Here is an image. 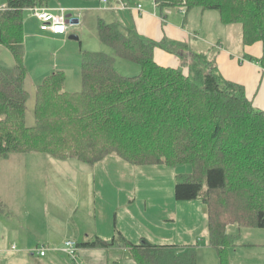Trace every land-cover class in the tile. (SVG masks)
<instances>
[{"label": "trees", "instance_id": "trees-1", "mask_svg": "<svg viewBox=\"0 0 264 264\" xmlns=\"http://www.w3.org/2000/svg\"><path fill=\"white\" fill-rule=\"evenodd\" d=\"M53 1L6 0L0 10V45L14 60L12 68L0 66V166L11 156L31 154L87 165L110 156L136 167L190 165V173L177 177L175 200L202 202L207 244L221 264H229L227 253L235 252L241 230H264V112L242 86L221 76L216 58L208 57L211 48H192L194 39L154 41L120 20L98 19L99 41L114 57L81 51L76 93L65 90L62 73L45 78L35 91L34 126L27 127L23 12ZM153 2L163 21L173 10L185 17L197 8L216 11L222 24L240 26L243 46L264 44V0ZM157 50L176 57L178 66L157 63ZM115 58L139 66L140 73L120 75ZM83 245L127 247L135 264H196L194 247L180 254L175 245L134 244L120 233Z\"/></svg>", "mask_w": 264, "mask_h": 264}, {"label": "rangeland", "instance_id": "rangeland-1", "mask_svg": "<svg viewBox=\"0 0 264 264\" xmlns=\"http://www.w3.org/2000/svg\"><path fill=\"white\" fill-rule=\"evenodd\" d=\"M137 2L142 8L153 5V0H137ZM5 4L6 0H0V10ZM50 6L61 7L66 11L78 10L75 16L80 15L78 17L80 21L79 25L70 28L71 34L66 38L65 43L50 42L43 37H29L30 32L39 30V23L34 18L32 10L27 9L23 12L24 35L25 38L28 36L25 44L26 55H24L27 71L25 79V90L28 95L25 118L27 127L34 126L35 91L45 78L54 73H62L65 90L76 93L81 89V51L102 52L114 57L112 50L99 41L97 34L98 19L110 22L115 18V14L106 9L107 6L101 5L98 0L89 2L57 0L51 2ZM172 13L167 16V22L172 23V19L176 16L181 20L185 18L177 10H173ZM200 13L201 10L197 8L187 15V24L188 21L189 24L191 22L200 31L199 41L195 40L191 47L201 52L211 48L208 57L215 59L217 48L201 43V35L209 31L213 24L211 22L207 24L206 14L201 21ZM205 13H210V17L218 16L216 11H205ZM67 14L69 12L65 15ZM222 29L225 32L222 46L231 52L239 53L242 44L240 26H222ZM71 36L77 37V40H71ZM158 61L156 59L157 63ZM0 66L5 68L14 66L12 56L3 46H0ZM114 69L125 77L137 76L140 73L139 66L118 58H115ZM15 157L16 159L4 162L0 166V195L3 197V202L6 201L0 211L2 214L8 211L12 220L22 216L21 206L25 203L22 200L23 193L20 187H22L21 182L28 179L22 174L27 171L33 173L47 171L46 179L33 178L36 189L33 195L44 206L45 215L49 220L47 230L50 231L46 241L50 244V248H47L55 249L57 252L50 254L51 256L59 257L71 264L70 259L62 252L64 243L68 240H76V243L81 244L86 234H98L110 241L112 237L108 235L109 228L111 231L114 230L112 232L114 235L115 216H117L121 227L124 217L127 221L132 219L130 225L140 228L151 244L160 245L163 243L159 242L173 241L181 245L183 242L193 240L196 264H221L216 252L207 245L205 206L199 199L184 202L175 200L174 186L177 177L190 173L192 170L190 165L136 167L115 156L91 166L77 160H57L50 156L45 161V156L40 154ZM42 181L46 183L43 185ZM23 189L29 192L26 186ZM41 196L42 199L39 198ZM126 210L131 212L128 217L124 216ZM157 220H162L163 226L160 229ZM161 235H164L163 241L160 239ZM52 239L62 243L52 244ZM46 259H38L34 256L31 261L45 262ZM131 260V253L116 252V250L93 252L84 259V262L78 255L80 264H127ZM263 260L264 230H241L235 252L229 250L227 253V262L263 264Z\"/></svg>", "mask_w": 264, "mask_h": 264}, {"label": "crops", "instance_id": "crops-1", "mask_svg": "<svg viewBox=\"0 0 264 264\" xmlns=\"http://www.w3.org/2000/svg\"><path fill=\"white\" fill-rule=\"evenodd\" d=\"M130 5H133L134 8L131 10H122L119 9L118 5L115 2H111L106 9L112 11L115 14L114 15L115 18L110 22H113L115 20H120L125 26L134 28L138 34L147 37L149 39H152L154 41H160L163 38L176 42H184V43L190 42L191 39L198 40L200 31L191 22H190L191 25L189 24V21L187 24V16L183 20L179 19L176 16L174 17V19H172L171 21L172 23H170L167 22L166 19L169 14L171 15L173 13L172 12L167 13L166 18L163 21L162 19L163 14L160 13V11L156 8L154 2L151 7H146V8H142V5L139 2H137V0L133 1ZM137 5L141 6L140 10H137L135 8ZM4 7L5 5L2 7V9ZM55 7L56 6L53 7L49 6L50 9H53ZM76 12H78V10H69V14H67V18L77 20L78 17H80V15L78 16L77 14L75 16ZM204 14H206L205 18L208 20L206 21L207 24L211 22L213 26L209 29V31H205L204 35L203 34L201 35L202 37L201 43H204L207 46H215L217 48L218 53L216 57V63L219 73L225 80L242 86L244 88L246 97L252 102L253 107L264 112V44L258 42L252 46H243L241 44V38H240L239 43L241 44V49L239 53L231 52L230 50H227L222 46L223 45L222 42L224 43L223 35L225 33L223 31L224 29H222V26L223 27H227V26L221 23L219 14L217 17L216 16L210 17L211 16L209 15L210 13H205V11L204 12L201 11L199 15L201 21L203 19ZM78 21L80 20L78 19ZM187 25L189 28H187ZM26 28H27V23L25 29ZM70 34H71L70 28L68 29V33L66 36H53L51 34L43 33L40 30L35 29L34 31L29 33V37L30 36H35L36 38L43 37L49 40L50 42L65 43L66 38ZM27 40H28V36L27 38H25L24 35V49ZM156 59L157 61L160 60L161 62L158 61L159 64L164 66L177 67L179 64V61L176 57L165 54L159 50L155 52V60ZM44 158L46 161L48 156H45ZM14 159H16V157L11 156L8 159L4 160L2 164L4 162L10 160L12 161ZM46 172L47 171L33 173V171H29V172L27 171L25 172V174H22L23 176H27L28 178L27 180H25V182L23 181L21 182L22 187H20L23 193L22 200L25 203L21 206L22 216L18 217L16 220H12L11 218H9L10 214L8 211H6V213L3 214L0 211V247L6 250L9 249L10 246L16 247L15 252H7L0 259V264H70L68 261L64 259L51 256L50 254L53 255L57 253L55 249H51V250L49 249L50 251L45 255V257H39L36 254L32 253V250L39 247L40 245L44 247L46 246V248L50 246V244L46 241L48 231H50L47 230V226L49 225V220L45 215L44 206L40 204V202L37 201L38 198H36L33 195L36 191L34 186L35 181L33 178L46 179L48 176ZM42 183L44 185L46 181H42ZM25 186L27 187V190H29L28 193L26 192V190L23 189L25 188ZM39 198L42 199V196ZM34 201L35 202L37 201V203H34ZM5 202H3V197L0 195V209H2L3 204L5 205ZM132 202L133 201H131L130 203L132 204ZM144 206L146 207L145 204ZM130 214L131 212L128 210L124 211V216L128 217V215ZM27 215H29V217ZM118 218L119 217L115 216L114 235L112 233L114 230L111 231L109 228L108 235L112 237L111 240L117 235V233L122 234L129 242L134 244L139 243L141 239L147 240L144 236V233L140 231V228L138 229V227L135 228L133 227V225H130L131 221H133L132 219L127 221L125 220L126 218L124 217L122 220L123 226L121 227ZM206 221H207V216H206ZM156 223L158 224L159 229L160 227L163 226L162 220H157ZM232 230L234 231L233 228ZM161 236L162 237H160V239L161 241H163L164 235ZM96 239H100L101 241L104 242H109L108 240L104 239L102 236L98 234H93V235L86 234L84 236L83 242L81 244L77 243L78 244L77 256L79 255V257L82 259L83 262L84 259H86L87 257L90 256V254L96 251L107 252L108 250H116V252L120 251V252L131 253V251L127 247L104 248V247H88L83 245L90 242L92 243ZM61 243L62 242L53 241L52 244L59 245ZM159 243H163L160 245L177 246V252L180 254L185 252V250L188 247H195L193 240H190L188 242H183V244L181 245L173 241L172 242L163 241ZM34 256L37 257L38 259H45V258L47 259L45 262L31 261L33 260ZM127 264H135V263L132 259Z\"/></svg>", "mask_w": 264, "mask_h": 264}, {"label": "built area", "instance_id": "built-area-1", "mask_svg": "<svg viewBox=\"0 0 264 264\" xmlns=\"http://www.w3.org/2000/svg\"><path fill=\"white\" fill-rule=\"evenodd\" d=\"M100 3L105 5L107 0H100ZM133 8L134 7L129 4L119 3V9L131 10ZM135 8L140 10L141 6L137 5ZM30 10H32L34 18L39 23V30L43 33H48L53 36H66L69 28L79 25L78 19L74 20L67 18L64 9L34 8ZM15 251V246H11L8 250H3L0 248V258L6 252ZM49 251V249L41 246L33 249L32 253L39 257H45ZM77 251V243L75 241L68 240L64 243L62 252L70 259L72 264H80L78 263Z\"/></svg>", "mask_w": 264, "mask_h": 264}, {"label": "water", "instance_id": "water-1", "mask_svg": "<svg viewBox=\"0 0 264 264\" xmlns=\"http://www.w3.org/2000/svg\"><path fill=\"white\" fill-rule=\"evenodd\" d=\"M70 39L71 40H77V37L71 36Z\"/></svg>", "mask_w": 264, "mask_h": 264}, {"label": "bare ground", "instance_id": "bare-ground-1", "mask_svg": "<svg viewBox=\"0 0 264 264\" xmlns=\"http://www.w3.org/2000/svg\"><path fill=\"white\" fill-rule=\"evenodd\" d=\"M91 243V242H90Z\"/></svg>", "mask_w": 264, "mask_h": 264}]
</instances>
